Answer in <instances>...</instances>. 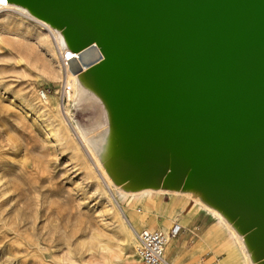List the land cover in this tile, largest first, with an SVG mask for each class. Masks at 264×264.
Here are the masks:
<instances>
[{"label": "bare ground", "instance_id": "bare-ground-1", "mask_svg": "<svg viewBox=\"0 0 264 264\" xmlns=\"http://www.w3.org/2000/svg\"><path fill=\"white\" fill-rule=\"evenodd\" d=\"M49 1L0 0V11L45 26L62 53L65 96L101 109L80 132L109 182L192 196L231 228L248 264H264V0H89L110 18L106 35L76 0L68 14ZM173 25L191 29L194 47ZM94 41L102 58L72 72ZM111 43L178 83L143 91L142 76L109 62Z\"/></svg>", "mask_w": 264, "mask_h": 264}, {"label": "rangeland", "instance_id": "rangeland-1", "mask_svg": "<svg viewBox=\"0 0 264 264\" xmlns=\"http://www.w3.org/2000/svg\"><path fill=\"white\" fill-rule=\"evenodd\" d=\"M47 31L0 11V264H145L135 232L174 220L179 236L192 234L170 242L171 264H248L231 228L204 203L109 182L80 132L98 124L101 109L65 96L62 53Z\"/></svg>", "mask_w": 264, "mask_h": 264}, {"label": "water", "instance_id": "water-1", "mask_svg": "<svg viewBox=\"0 0 264 264\" xmlns=\"http://www.w3.org/2000/svg\"><path fill=\"white\" fill-rule=\"evenodd\" d=\"M55 0H50L48 2V4H53L54 7H56L59 10H62L64 13L68 14V11H72L71 7V3L68 2L67 0H56V2H54ZM89 0H76L77 3H79L81 5V7L83 9H85L84 11L87 13V17H89V21L87 20V23L90 25V27L94 30L99 31V33H102L103 35H106L104 32L106 30H104V28H102V26H106L104 24V22L109 23L108 21L110 20L109 16L106 14V12H104L102 9H93L92 6L89 4L88 2ZM108 1V6L111 7L113 6V4L111 3L110 0ZM98 5V4H97ZM101 5V4H99ZM102 6V5H101ZM104 21V22H103ZM175 26V25H173ZM176 28H180L182 29V31H175L178 33L179 36L181 35H185L186 37L184 38L185 40H190V44L192 45V47H194L193 45L195 44L194 41V36L191 33V29H189L187 26H183L180 25L177 27V25L175 26ZM111 41V40H110ZM115 43H111L108 44L109 48H110V56L108 59L109 62L113 61V62H118V63H122V65L124 66V68L130 72L129 74H139L140 76H142V83H143V87L142 90L144 91L145 87L148 91L154 92L156 89L158 90L159 87L156 84H175L173 82L178 83L176 80L172 81L165 75L164 72L169 73L170 71L165 69V68H160L157 70H153L152 68H150V66H147L146 64L142 63L139 64L138 61H136L133 56L128 55L127 51H118L117 48L119 47V45L115 44ZM103 55V50L101 48V45L97 44L95 41L92 42L91 44H89L88 46H86L85 48H82L81 50L78 51L76 58H72L69 61V69L72 72H76L79 71L91 64H93L94 62L98 61L99 59L102 58ZM107 59V60H108ZM145 62V61H143ZM133 72V73H132ZM171 82H169V81ZM194 163V162H193ZM196 164V163H194Z\"/></svg>", "mask_w": 264, "mask_h": 264}, {"label": "built area", "instance_id": "built-area-1", "mask_svg": "<svg viewBox=\"0 0 264 264\" xmlns=\"http://www.w3.org/2000/svg\"><path fill=\"white\" fill-rule=\"evenodd\" d=\"M41 95L46 98L47 92L42 89ZM181 223L174 221L165 230L159 227H144L139 232L140 241L137 245V255L145 264H169L165 251L171 239L178 236L182 230Z\"/></svg>", "mask_w": 264, "mask_h": 264}, {"label": "crops", "instance_id": "crops-1", "mask_svg": "<svg viewBox=\"0 0 264 264\" xmlns=\"http://www.w3.org/2000/svg\"><path fill=\"white\" fill-rule=\"evenodd\" d=\"M174 221H178V222H180L179 220H174ZM174 221H173V222H174ZM173 222H172V223H173ZM172 223H171V224H172ZM180 223H181V222H180ZM200 223H201V220L198 221V223H196V225L198 226ZM171 224H169L168 228L171 226ZM181 224H182V223H181ZM185 225H186V224H184V226H185ZM160 228H162V227H160ZM193 230L196 231V230H198V229H193ZM193 230H192V231H193ZM194 231H193V232H194ZM180 232H181V231H180ZM179 234H180V233H179ZM179 234H178V236L174 237L173 239H175V238L182 239V238H183V239H185V241H187V239L189 238L190 234H192V232H188V231L185 232V231H184V234L181 235V236H179ZM173 239H171L170 241H172Z\"/></svg>", "mask_w": 264, "mask_h": 264}]
</instances>
